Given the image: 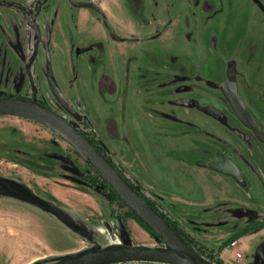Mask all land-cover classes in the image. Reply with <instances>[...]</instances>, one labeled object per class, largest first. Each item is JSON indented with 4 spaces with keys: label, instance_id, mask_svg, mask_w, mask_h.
<instances>
[{
    "label": "rangeland",
    "instance_id": "374dc122",
    "mask_svg": "<svg viewBox=\"0 0 264 264\" xmlns=\"http://www.w3.org/2000/svg\"><path fill=\"white\" fill-rule=\"evenodd\" d=\"M47 54L75 116L50 89ZM230 81L264 130V0H0V94L36 99L68 119L190 241L215 252L264 223V145L223 97ZM0 179L54 203L77 225L0 189V264L162 246L119 201L109 202L73 145L40 121L0 114ZM238 209L249 214L239 218ZM131 220L145 234L133 236ZM261 241L264 228L227 248V262L202 256L260 264L251 253Z\"/></svg>",
    "mask_w": 264,
    "mask_h": 264
},
{
    "label": "water",
    "instance_id": "95a60500",
    "mask_svg": "<svg viewBox=\"0 0 264 264\" xmlns=\"http://www.w3.org/2000/svg\"><path fill=\"white\" fill-rule=\"evenodd\" d=\"M74 6L97 9L95 5L90 3L74 4ZM105 25L110 31L111 37L114 40H119L112 27L107 22ZM82 53L81 50L77 51V55ZM46 71L48 84L56 100L63 109L75 116L76 112L73 106L57 85L49 54L47 55ZM221 91L241 124L251 130L261 143H264V132L241 101L237 85L227 83L222 86ZM0 114L20 115L40 121L68 140L83 161L118 201L144 224L162 244L161 247L142 245L112 246L96 249L79 256L63 258L51 264H213L195 251L178 234L168 221L140 195L112 162L73 123L51 108L39 103L36 99L27 100L2 96V94H0ZM0 189L22 197L43 212L54 216L67 227L76 230L77 225L67 211L40 198L22 184L8 179H0ZM248 214V211L244 209L235 211V215L239 218H243Z\"/></svg>",
    "mask_w": 264,
    "mask_h": 264
},
{
    "label": "trees",
    "instance_id": "16d2710c",
    "mask_svg": "<svg viewBox=\"0 0 264 264\" xmlns=\"http://www.w3.org/2000/svg\"><path fill=\"white\" fill-rule=\"evenodd\" d=\"M82 132V131H81ZM83 133V132H82ZM86 137L87 135L85 133H83ZM87 139L97 148L101 151V153H103L108 159H110L106 154H105V149L103 148H100L98 147L97 145H95L88 137ZM113 165L115 166V168L120 172L121 170H119V168L113 163ZM123 175V174H122ZM124 176V175H123ZM97 178H99L97 176ZM125 178V176H124ZM126 179V178H125ZM128 180V179H127ZM129 183L140 193V195L161 215L163 216L167 221L168 223L178 232V234L191 246L193 247L199 254L201 255H207L208 257H212V256H220V254L225 251L227 248L231 247L232 245H234L238 240H240L241 238L247 236V235H250V234H254L256 233L257 231L261 230L262 228H264V223L261 224V225H258L256 227H254L253 225L251 226H248L247 228L243 229L242 231H240L238 234L234 235L233 237H231L227 242L223 243L217 250V252L215 251H209L207 249H205V247L203 246H200V244L198 243H193L192 241L189 240V238H187V236L183 233V231L178 227V223L176 221H173L171 220V218L163 213L156 205L155 203L149 199L144 193L143 191L141 190V187L140 186H135L134 183H132L130 180H128ZM104 188H106L108 190V199H109V202L112 204L114 203L115 201H118V199L113 195V193L110 192V190L104 185ZM103 193H105V191L101 190ZM129 216L131 218H134L138 223L139 225L144 229L146 230L151 236H153L157 242L161 243L156 237L155 235L144 225L142 224L132 213L129 212ZM213 258V257H212ZM219 264H222V261L219 262Z\"/></svg>",
    "mask_w": 264,
    "mask_h": 264
},
{
    "label": "flooded vegetation",
    "instance_id": "af4514ba",
    "mask_svg": "<svg viewBox=\"0 0 264 264\" xmlns=\"http://www.w3.org/2000/svg\"><path fill=\"white\" fill-rule=\"evenodd\" d=\"M74 4H87V3H85V2H74L73 3V7L74 8H78V9H82L81 7H75L74 6ZM91 10H93V11H95V12H99L100 11V9L97 7V9H91ZM104 26L106 27V25H105V23H104ZM106 29L108 30V28L106 27ZM113 29V28H112ZM114 30V29H113ZM108 32H109V34H110V37H111V33H110V31L108 30ZM115 32V31H114ZM116 34V33H115ZM117 35V34H116ZM118 36V35H117ZM119 37V36H118ZM111 39L112 40H114L112 37H111ZM114 41H116V42H122L123 41V39L122 38H120L119 37V40H114ZM48 55V54H47ZM227 83H235V82H233V81H230V82H227ZM227 83H225V84H227ZM224 84V85H225ZM236 85H237V83H235ZM222 88V87H221ZM237 88H238V85H237ZM221 93H222V91H221ZM238 94H239V97H240V99H241V101L244 103V101L242 100V98H241V96H240V93H239V88H238ZM223 95V94H222ZM14 97H17V98H19L18 96H14ZM224 97V96H223ZM22 98V97H21ZM225 98V97H224ZM23 99H27V100H33V99H31V98H29V97H27V98H23ZM67 99V98H66ZM227 101V100H226ZM39 102V101H38ZM58 102V101H57ZM39 103H41V102H39ZM41 104H43V105H45V106H47V107H49L47 104H45V103H41ZM229 104V103H228ZM60 105V104H59ZM244 105L246 106V104L244 103ZM61 106V105H60ZM50 108V107H49ZM246 108H247V106H246ZM65 110V109H64ZM75 110V109H74ZM54 111V110H53ZM66 111V110H65ZM233 111V110H232ZM247 111L249 112V110L247 109ZM67 112V111H66ZM57 113V112H56ZM67 113H69V112H67ZM234 113V112H233ZM70 114V113H69ZM249 114L255 119V121L258 123V125L260 126V128L262 129V131L264 132V130H263V128H262V126L259 124V122H258V120L249 112ZM70 115H72V114H70ZM235 115V114H234ZM73 116V115H72ZM236 116V115H235ZM65 118V117H64ZM173 118V116L170 118V119H172ZM237 118V117H236ZM66 119V118H65ZM68 120V119H67ZM237 120L240 122V120L237 118ZM69 121V120H68ZM174 121V120H173ZM240 124H241V122H240ZM242 125V124H241ZM243 126V125H242ZM244 127V126H243ZM245 128V127H244ZM79 129V128H78ZM247 129V128H246ZM80 130V129H79ZM248 131H250V132H252L251 130H249V129H247ZM81 131V130H80ZM253 133V132H252ZM254 134V133H253ZM255 136V135H254ZM255 138H256V136H255ZM257 139V138H256ZM258 140V139H257ZM259 141V140H258ZM260 142V141H259ZM261 143V142H260ZM263 145H264V143H262ZM225 162V161H224ZM223 167V166H222ZM227 167L228 168H232L233 170H234V168L235 167H232V165H230V164H227ZM237 172V171H236ZM235 172V173H236ZM251 257H252V259H257V261L258 262H260V264H264V243H263V241H261L258 245H257V247L254 249V251L251 253Z\"/></svg>",
    "mask_w": 264,
    "mask_h": 264
},
{
    "label": "crops",
    "instance_id": "0c3cea01",
    "mask_svg": "<svg viewBox=\"0 0 264 264\" xmlns=\"http://www.w3.org/2000/svg\"><path fill=\"white\" fill-rule=\"evenodd\" d=\"M124 164H130L129 162H124ZM193 170V169H192ZM199 170V169H198ZM201 170V171H200ZM199 171H198V173L202 176L204 173H207V175L209 176V175H212V178L214 179V181H215V183H220L221 182V176L219 175V174H214V173H211V172H207V171H205L204 169H200ZM204 170V171H203ZM199 175V176H200ZM216 195H217V197H218V192H216ZM218 201H220L221 200V198H219L218 197ZM129 229H130V231L132 232V234H133V236H135V235H141L142 233H143V231L141 230V229H139V227L131 220V223H129ZM143 234H145V233H143ZM242 239V238H241ZM237 243V242H236ZM212 249H215V248H212ZM228 250H225V251H223L221 254H220V258H221V260H223V261H226V256H227V254H228ZM227 262V261H226Z\"/></svg>",
    "mask_w": 264,
    "mask_h": 264
},
{
    "label": "built area",
    "instance_id": "2783aa9c",
    "mask_svg": "<svg viewBox=\"0 0 264 264\" xmlns=\"http://www.w3.org/2000/svg\"><path fill=\"white\" fill-rule=\"evenodd\" d=\"M238 257H240V255Z\"/></svg>",
    "mask_w": 264,
    "mask_h": 264
}]
</instances>
